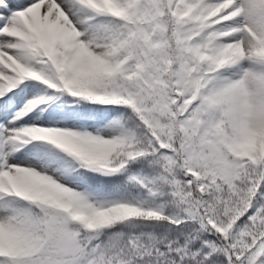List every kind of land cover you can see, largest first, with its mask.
<instances>
[{"label": "snow or ice", "instance_id": "obj_1", "mask_svg": "<svg viewBox=\"0 0 264 264\" xmlns=\"http://www.w3.org/2000/svg\"><path fill=\"white\" fill-rule=\"evenodd\" d=\"M0 264H264V0H0Z\"/></svg>", "mask_w": 264, "mask_h": 264}]
</instances>
